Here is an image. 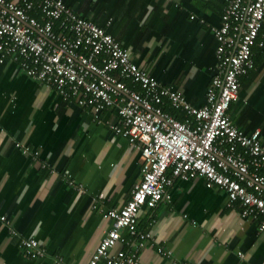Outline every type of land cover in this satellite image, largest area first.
Masks as SVG:
<instances>
[{
    "label": "crops",
    "instance_id": "1",
    "mask_svg": "<svg viewBox=\"0 0 264 264\" xmlns=\"http://www.w3.org/2000/svg\"><path fill=\"white\" fill-rule=\"evenodd\" d=\"M64 2L99 26L111 24L109 33L134 63L189 104H206L224 0ZM254 61L229 116L247 134L260 131L264 144V47L254 48ZM117 119L111 109L97 120L15 63L0 64V264H89L113 227L104 214L124 207L142 179L139 152L110 128ZM167 192L138 218V230L152 235L139 252L142 264H264V231L230 209L220 188H207L202 178L176 179ZM122 235L131 244L116 250L133 252L138 240ZM30 237L41 242L44 258L22 253L20 242Z\"/></svg>",
    "mask_w": 264,
    "mask_h": 264
},
{
    "label": "built area",
    "instance_id": "2",
    "mask_svg": "<svg viewBox=\"0 0 264 264\" xmlns=\"http://www.w3.org/2000/svg\"><path fill=\"white\" fill-rule=\"evenodd\" d=\"M224 2L222 25L213 30L216 74L206 104L196 108L181 91L135 64L131 51L105 28L63 0H0V64L15 63L28 77L53 86L63 99L90 109L97 120L116 110L118 119L110 128L140 154L142 179L124 207L104 214L113 227L89 264H142L139 252L152 235L138 230V218L168 196L176 179L202 178L207 188H220L230 209H239L243 219L257 221L264 231L261 132L247 134L229 116L241 79L255 68L254 48L264 47V0ZM167 105L183 113L184 121L166 112ZM1 220L10 224L6 217ZM122 230L138 240L133 252L116 250L131 244ZM20 248L28 259L45 257L35 237L22 239Z\"/></svg>",
    "mask_w": 264,
    "mask_h": 264
},
{
    "label": "trees",
    "instance_id": "3",
    "mask_svg": "<svg viewBox=\"0 0 264 264\" xmlns=\"http://www.w3.org/2000/svg\"><path fill=\"white\" fill-rule=\"evenodd\" d=\"M63 1H65V0H63ZM65 4H66V2H65ZM67 5V4H66ZM68 6V5H67ZM69 7V6H68ZM75 11V10H74ZM76 12V11H75ZM36 13V12H35ZM34 13V14H35ZM77 13V12H76ZM35 16H37V17H39V14H35ZM101 27H103V28H105L106 29V31H107V33H109V31H111L112 29L111 28H109L108 29V27H112L113 28V26H111V24L109 25V26H101ZM110 34V33H109ZM127 84L130 86V87H133V88H135V89H137V90H141V88L137 85V86H134L132 83H130V82H127ZM170 110H174L175 112L174 113H172V111H170ZM165 111L166 112H168V113H170L171 115H173L174 117H176L179 121H184V118H182L179 114H181L179 111H177V110H175L174 108H169V106L166 108L165 107ZM182 115V114H181ZM170 174V173H169Z\"/></svg>",
    "mask_w": 264,
    "mask_h": 264
},
{
    "label": "bare ground",
    "instance_id": "4",
    "mask_svg": "<svg viewBox=\"0 0 264 264\" xmlns=\"http://www.w3.org/2000/svg\"><path fill=\"white\" fill-rule=\"evenodd\" d=\"M241 255V254H240Z\"/></svg>",
    "mask_w": 264,
    "mask_h": 264
}]
</instances>
